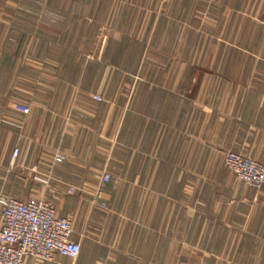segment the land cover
Masks as SVG:
<instances>
[{
  "label": "crops",
  "instance_id": "obj_1",
  "mask_svg": "<svg viewBox=\"0 0 264 264\" xmlns=\"http://www.w3.org/2000/svg\"><path fill=\"white\" fill-rule=\"evenodd\" d=\"M263 16L264 0H0V196L51 203L81 247L26 264H264V187L224 162L264 165ZM100 27L111 77L109 48L78 57Z\"/></svg>",
  "mask_w": 264,
  "mask_h": 264
},
{
  "label": "built area",
  "instance_id": "obj_2",
  "mask_svg": "<svg viewBox=\"0 0 264 264\" xmlns=\"http://www.w3.org/2000/svg\"><path fill=\"white\" fill-rule=\"evenodd\" d=\"M261 23L264 26V16ZM92 100L97 104L104 101L100 95H94ZM19 156L16 149L13 161ZM65 160L64 155L55 154L51 162L61 164ZM224 162L240 182L256 190L264 187L263 164L236 153H227ZM103 180L108 182L109 177L105 175ZM0 214V264H26L29 259L49 262L55 255L76 259L80 254V245L71 240L72 218L60 216L46 200L22 202L0 196Z\"/></svg>",
  "mask_w": 264,
  "mask_h": 264
},
{
  "label": "rangeland",
  "instance_id": "obj_3",
  "mask_svg": "<svg viewBox=\"0 0 264 264\" xmlns=\"http://www.w3.org/2000/svg\"><path fill=\"white\" fill-rule=\"evenodd\" d=\"M87 40L88 39H86L84 41L83 38L80 41L78 40V45H83V43H84V47H85V45L88 44ZM93 40H94L93 41L94 43L92 46V50L89 53L85 52L81 57L80 56H78V57L82 60L81 62H107L104 58L106 55L105 52H106L107 48H109V53H108L109 56H107L106 59L108 60V64L110 65L109 66L110 67L109 77H111V72H113L115 70H114V68H112L113 65H111L110 63L114 64L116 62H118V63L122 62V57L120 55L116 54L113 50L116 47V45L115 44L113 45L112 43H113V41H115L117 39L108 38L106 36L105 28L100 27V29L98 30V33L96 35V39H93ZM137 40L139 41V38ZM141 40L143 41L145 39H141ZM124 62L126 64V66L131 65L130 63L132 62V54H128V56L125 55V61ZM84 74H85V71H83V70L78 71L79 78H83ZM92 97H91V100H92ZM101 97L103 98V96H101ZM103 99L105 101V98H103ZM92 102H94V101L92 100ZM53 156H50L48 154V155H46V159L51 160Z\"/></svg>",
  "mask_w": 264,
  "mask_h": 264
}]
</instances>
